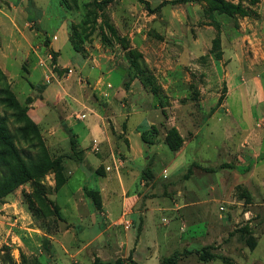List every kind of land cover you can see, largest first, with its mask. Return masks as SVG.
<instances>
[{"label":"rangeland","instance_id":"rangeland-1","mask_svg":"<svg viewBox=\"0 0 264 264\" xmlns=\"http://www.w3.org/2000/svg\"><path fill=\"white\" fill-rule=\"evenodd\" d=\"M147 1L153 12L140 0H36L46 12L44 22L38 24L34 2L27 0L26 13L19 18L32 44L46 43L45 30L62 36L58 26L66 17L69 39L80 56L107 65L104 70L121 68L109 75L115 86L123 75L126 89L139 80L134 93L118 104L125 111L133 107L149 111L150 122L143 113L129 114V123L144 125L138 138L146 187L140 190L133 210L105 231L101 244L90 242V236L103 229L101 222L92 228L87 225L84 234V228L74 226L52 198L67 182L69 165L82 159L79 146V153L71 148L59 115L38 123L39 131L25 138L17 132L23 123L12 115V108L0 104L20 153L32 157L46 153L53 161L52 169L33 180L43 187L40 195L30 193L34 189L30 181L11 193L16 202L6 209L3 204L13 202L8 199L11 194L0 197V264H92L96 257L115 260L130 255L141 264H160L167 258L176 259V264H264V197L253 194L251 182H244L249 167L237 171L224 166L228 158L218 156L214 147L217 141L242 145L229 158L236 167L243 155L247 159L242 162H249L250 141H264V0ZM5 39L6 33H0L1 46ZM13 52L21 75L11 81L0 65V97L6 95L1 89L8 88L23 106L28 105L29 113L33 100L35 107L43 106L40 90L45 86L40 84L55 86L58 77L66 78L73 69L60 68L58 75L59 53L52 50L46 53L51 69L44 72L46 64L39 55H30L29 60L22 59L23 51L16 47ZM129 54L139 57L131 61ZM36 62L43 67L33 69ZM165 72L167 87L171 77L176 80L167 94ZM242 83L249 86V95L230 93ZM87 84L85 77L78 76L79 90L84 91ZM109 130L119 136L112 126ZM123 142L130 150V138L113 141L115 161L112 166L101 165L100 176L119 169L127 159V150L118 149ZM2 173L0 168V178ZM77 177L71 179L72 187ZM65 178L55 188L57 179ZM92 190L98 192L88 198L101 213V194ZM27 195L34 212L27 207Z\"/></svg>","mask_w":264,"mask_h":264},{"label":"crops","instance_id":"crops-1","mask_svg":"<svg viewBox=\"0 0 264 264\" xmlns=\"http://www.w3.org/2000/svg\"><path fill=\"white\" fill-rule=\"evenodd\" d=\"M2 1L5 4H0V33H6L7 39L5 40L7 42L3 46L0 45V65L9 77V80L12 81L16 76L21 75V72L15 68L14 61L17 58L15 52H13V50L15 51V47L16 51H23L22 59H28L30 55L33 57L39 55L40 59H44L46 68L43 65L40 66L39 62H36L33 65V69L38 66L43 67V72L45 69L47 71L51 69V61L46 57V53L50 50L59 53L55 59V63L58 66V70L55 72L58 75L61 73L60 68L71 67L73 69L66 78L64 76L59 80L58 77V83H55V86L49 87L45 83L40 84L41 86H45L40 90L43 106L41 108L35 107L36 102L33 100L29 104V114L37 123H44L49 117L52 118L58 114L60 119L59 124L74 133L82 153V163L75 162L69 165V178L67 182L52 198L56 202H59L57 203L60 205L62 212L66 211L69 214V219H71V223L74 226L84 228V234L87 232V225L92 228V226L97 225L98 221L101 222L100 227L102 226L103 229L100 228L94 236L92 235L89 238L90 242L101 244V238L105 231L112 229L111 225L115 224L116 220L124 219L123 215H128L133 210V207L139 202L141 196L139 195L140 190L146 187L141 178V164L144 162V156L142 143L138 138L139 128L144 125L140 122L129 123V114L143 113L145 115L143 119L148 120L149 111L136 107H133L130 111H125L118 104V100L128 96L130 93L132 94V92L134 93L133 87L139 80L134 79L130 89H126L123 85L124 81L127 80V76L123 75L122 80L115 86L109 75L116 70H121V68L118 69L115 66L104 70V67L107 65L99 64L98 60L90 59V56L87 58L80 56L74 50L69 39V20L66 17L62 19L58 26V31L61 30L63 32L62 36H59L57 31L51 35L45 30L44 33L48 35V38L45 40L46 43L32 44V40H30L31 36L22 30L21 27L23 25H21L19 18L22 13H26L24 6L27 4V0ZM33 2V8L38 16L37 23L42 24L46 12L42 9L41 5L36 3V0H33ZM7 6H9V9L5 11L4 8ZM39 33L41 32H35V34ZM138 47L140 50L143 49V46L140 44H138ZM36 48L39 50L37 51ZM124 69L122 67V70ZM31 73L32 70H30L28 77L31 76ZM80 75L88 81L84 91L76 87L77 79ZM61 79H63L62 82H60ZM175 82L176 80L171 77L167 87V72H165V78L163 79V91L165 94L170 92L167 88L171 87L172 83ZM233 89H231L230 93L236 92L239 95H249V86L246 83H242ZM51 94H53L52 97H50ZM100 102L102 105H99ZM45 106L46 108H44ZM220 108L223 107L221 106ZM217 110L218 108L215 112ZM109 126H112L114 132L119 133L118 137H114L109 130ZM255 133L254 131L253 134L255 135ZM129 138L131 144L129 151L126 149L127 145L125 142L119 143L121 147L118 145L119 150L123 149L128 152V157L123 160L121 167L117 170L111 169L103 176H100L97 173V169L101 165L110 164L112 166L115 161L113 141H129ZM217 142L218 144L214 145V147L218 151V156L228 158L225 161L228 165L224 166H232L239 171V169H243L240 168L241 166L247 165L249 167L248 178L244 182H251L253 194L257 197H264V141H250L249 150H247V157H250L249 162H242L247 159L243 155L239 158L241 162L236 167L229 164V158L235 155L236 150H241L242 145L236 147V141ZM96 145L99 146L98 150L94 149ZM246 167L244 166V168ZM73 176H78L75 187L70 185ZM85 186L99 190L102 197L101 213L93 207L90 199L85 196ZM129 193L131 194L129 195ZM142 194L145 195V193ZM12 195L8 199L13 202H4V209L7 206L15 204L16 199L14 201V196L11 197ZM125 220H127L126 217ZM71 223L69 222V224ZM125 235L129 237L130 230H127ZM98 256H100V253H98Z\"/></svg>","mask_w":264,"mask_h":264},{"label":"trees","instance_id":"trees-1","mask_svg":"<svg viewBox=\"0 0 264 264\" xmlns=\"http://www.w3.org/2000/svg\"><path fill=\"white\" fill-rule=\"evenodd\" d=\"M111 1V0H105ZM145 4V6L153 12L154 9L151 8L149 1L147 0H140ZM179 1H190V0H172L171 2H179ZM220 2V0H214ZM161 4H164L162 2ZM158 8V7H156ZM130 52V51H128ZM138 54V53H137ZM131 61H133L134 57H139L135 55H130ZM144 80L143 78H141ZM5 92V96L0 97V104H5L7 107H11L13 112L12 115L16 116L19 121L23 123L20 127H18L17 132L21 133L23 137L28 138L34 131H39V124L33 120V118L28 113V105L23 106L16 96L10 91L8 88L1 89V92ZM29 101L31 99L29 98ZM66 133L69 135V140L71 144V148L76 152L79 149L78 141L74 135V133L65 128ZM15 135L13 131L7 125V116L5 114L0 113V168L3 169L2 176L0 178V197H5L13 193V191L18 188L20 185L25 184L27 182L33 181L38 177H42V175L47 172L48 170L53 168V161L50 160L49 156L44 153L43 155H37L36 157L32 156H23L20 153V150L15 144L14 141ZM80 151V150H79ZM79 153V152H78ZM79 162L82 163L81 157L79 158ZM66 182V178L61 181L57 179V185L55 188H59L62 183ZM61 183V185H60ZM34 189L30 190V193H35L40 195L41 189H43L42 185H38L35 181H33ZM85 190V195L90 197L94 195V192H98L96 190H92L89 188ZM38 196H35V198ZM45 199V197H43ZM27 199V207L34 212L32 206V199L31 197L26 196ZM47 201V198H46ZM95 205H99L95 202ZM47 206V205H46ZM55 211H56V206ZM99 207V206H96ZM44 211V208H42ZM43 215H46L47 212H42ZM207 258L206 256H203ZM92 264H140L137 260H135L131 255L128 257H119L115 260H102L99 257H96ZM160 264H176V259L174 258H167L163 259Z\"/></svg>","mask_w":264,"mask_h":264},{"label":"built area","instance_id":"built-area-1","mask_svg":"<svg viewBox=\"0 0 264 264\" xmlns=\"http://www.w3.org/2000/svg\"><path fill=\"white\" fill-rule=\"evenodd\" d=\"M49 78H50V77H49ZM49 78L47 79V82H50V79H49Z\"/></svg>","mask_w":264,"mask_h":264}]
</instances>
